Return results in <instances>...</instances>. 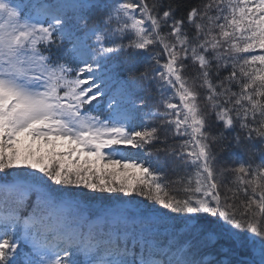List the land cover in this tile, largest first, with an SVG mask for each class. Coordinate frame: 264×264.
Segmentation results:
<instances>
[{
	"label": "snow or ice",
	"instance_id": "snow-or-ice-1",
	"mask_svg": "<svg viewBox=\"0 0 264 264\" xmlns=\"http://www.w3.org/2000/svg\"><path fill=\"white\" fill-rule=\"evenodd\" d=\"M0 264H264V0H0Z\"/></svg>",
	"mask_w": 264,
	"mask_h": 264
},
{
	"label": "trees",
	"instance_id": "trees-1",
	"mask_svg": "<svg viewBox=\"0 0 264 264\" xmlns=\"http://www.w3.org/2000/svg\"><path fill=\"white\" fill-rule=\"evenodd\" d=\"M227 158V154H225V159ZM161 166L163 165V160L160 162ZM169 179H174L175 175L171 172L168 173ZM175 187V185H170V188ZM138 199H143L142 197H138Z\"/></svg>",
	"mask_w": 264,
	"mask_h": 264
}]
</instances>
